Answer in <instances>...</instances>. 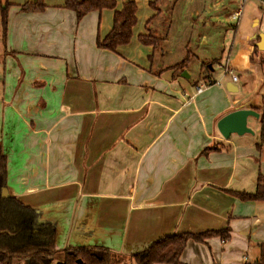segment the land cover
Here are the masks:
<instances>
[{
    "label": "crops",
    "instance_id": "1",
    "mask_svg": "<svg viewBox=\"0 0 264 264\" xmlns=\"http://www.w3.org/2000/svg\"><path fill=\"white\" fill-rule=\"evenodd\" d=\"M27 1L35 0H0L10 4L5 37L0 16V143L8 195L56 225L55 250L103 246L128 256L162 235L229 226L226 241L189 240L180 263L255 262L264 200H241L229 190H255L264 147L256 146L255 132L224 138L217 121L262 101L237 94L239 76L196 93L207 58L187 42L177 46L191 41V31L181 34L184 25L216 20L240 45L234 59L228 50L223 70L229 64L252 71L253 36L264 31L256 16L243 8L231 22L236 0H157L155 8L154 0H133L132 38L109 50L97 47L96 38L110 31L114 10L129 0L79 20L64 0L23 12L19 5ZM248 24L252 31L236 38ZM149 31L164 34L163 50L139 42ZM183 61L188 65L179 71ZM210 75L217 78L212 67ZM258 118L248 116L247 125Z\"/></svg>",
    "mask_w": 264,
    "mask_h": 264
},
{
    "label": "trees",
    "instance_id": "2",
    "mask_svg": "<svg viewBox=\"0 0 264 264\" xmlns=\"http://www.w3.org/2000/svg\"><path fill=\"white\" fill-rule=\"evenodd\" d=\"M154 0L150 5L154 7ZM9 3H0L2 34L7 31V11ZM114 0H64L63 7L73 11L77 20L91 11H100L104 8H115ZM43 0L27 1L19 5L23 12L42 11ZM155 8V7H154ZM153 15L147 22L149 26L156 20ZM137 23V4L133 0L125 1L119 9H115L112 18V27L103 37L97 36L96 46L103 49L115 50L128 44L133 35V28ZM138 40L143 45H152L155 50L164 49V34L149 31L139 34ZM258 51L254 46L253 54ZM252 58V57H251ZM210 64V65H208ZM186 62L178 64L182 70ZM213 66L209 61L204 68L202 79L212 78L210 69ZM262 106L254 107L261 111L258 118L260 123L258 148L264 147V94L261 96ZM7 157L0 143V264H16L18 259L25 258L27 264H51L57 252L63 254V260L57 264H181L180 257L189 240L206 243L209 238L219 237L226 241L230 237V228L225 226L216 229H207L200 232L180 231L156 238L147 247L129 254L128 256L111 251L103 246L68 247L60 251L55 250L57 227L54 223L42 218L41 212L22 203L14 196H1V190L6 187ZM230 193L241 200H264V174L257 175L256 188L253 192L231 191ZM260 254L257 260L248 264H264V241L260 243ZM80 260V262H78Z\"/></svg>",
    "mask_w": 264,
    "mask_h": 264
},
{
    "label": "rangeland",
    "instance_id": "3",
    "mask_svg": "<svg viewBox=\"0 0 264 264\" xmlns=\"http://www.w3.org/2000/svg\"><path fill=\"white\" fill-rule=\"evenodd\" d=\"M244 11L246 16L247 14H253L256 16V20L260 23L259 30H264V0H246L244 3ZM187 26L188 29H186V25H184L181 30V34L185 32L183 34L184 37L191 31L192 36L189 38L191 41L187 40V37V41L179 42L177 48L185 49L184 44L187 42L188 46L186 47L189 49V51H199L200 56L203 55L207 58L205 60L206 63L212 61V68L214 70L215 76L217 77V81L221 82V84H224L226 81L230 80V75L224 74V70L222 68V59H225L228 50L230 51V58L234 59L240 45L233 42L232 32L227 30L228 26L226 24L219 25L216 20H210L208 25L209 27H203V24H201L199 21L194 26V28L190 27L189 25ZM252 29L253 27H251L250 24L246 25V32H241V34H238L236 38L238 36L241 37V35L243 36L245 33H250ZM203 33L207 34L205 38H201ZM254 55H256L258 59L256 58L253 61L254 64L251 67L252 71H235V74L239 76V82L236 84L239 87L237 94L244 99L261 100V96L264 94V49H258ZM195 77L196 73L191 72V79ZM250 126L249 127L252 129V131L255 132L256 138L259 139V120L250 124ZM62 260L63 254L61 252H57L54 254L51 264H57ZM128 263L129 262L127 261L124 262V264Z\"/></svg>",
    "mask_w": 264,
    "mask_h": 264
},
{
    "label": "water",
    "instance_id": "4",
    "mask_svg": "<svg viewBox=\"0 0 264 264\" xmlns=\"http://www.w3.org/2000/svg\"><path fill=\"white\" fill-rule=\"evenodd\" d=\"M253 38L255 39L254 45L259 49H264V31L257 32ZM257 38V39H256ZM233 86V85H232ZM235 87V86H234ZM229 90H232L228 87ZM237 90V88H234ZM248 116L259 117V113L251 108H239L232 110L222 116L217 121V129L224 138H228L232 133L244 134L252 133V129L247 125ZM7 187L1 190V196H8ZM80 262V260H78Z\"/></svg>",
    "mask_w": 264,
    "mask_h": 264
},
{
    "label": "built area",
    "instance_id": "5",
    "mask_svg": "<svg viewBox=\"0 0 264 264\" xmlns=\"http://www.w3.org/2000/svg\"><path fill=\"white\" fill-rule=\"evenodd\" d=\"M246 0H236V7L231 11V14L229 15V20L231 22H235L239 19V17L242 14L244 3ZM224 74L230 75L233 82H236L238 80V76L235 74V68L233 65H226L224 67ZM219 82L216 79L209 78V79H202L196 86L195 91L196 93H201L207 86H210L212 84H218ZM246 262V258H244ZM248 264V263H246Z\"/></svg>",
    "mask_w": 264,
    "mask_h": 264
}]
</instances>
